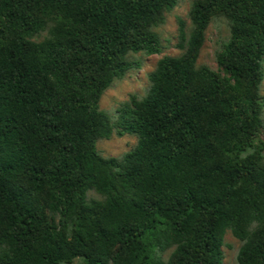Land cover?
<instances>
[{"label":"trees","instance_id":"trees-1","mask_svg":"<svg viewBox=\"0 0 264 264\" xmlns=\"http://www.w3.org/2000/svg\"><path fill=\"white\" fill-rule=\"evenodd\" d=\"M181 1L0 0V264H223L227 234L264 264V0H190L163 54ZM113 133L136 143L102 156Z\"/></svg>","mask_w":264,"mask_h":264},{"label":"rangeland","instance_id":"rangeland-1","mask_svg":"<svg viewBox=\"0 0 264 264\" xmlns=\"http://www.w3.org/2000/svg\"><path fill=\"white\" fill-rule=\"evenodd\" d=\"M189 1L182 0L178 7L167 15L165 23L160 27L162 40L166 44L163 54L175 55L177 53V50L173 46L176 41L177 17H181L186 22L188 21L186 15L189 8ZM224 35L225 31L222 25L215 23L209 27L198 63L207 64L213 68L215 67L213 51L216 47V41H218L220 36L222 37ZM160 56H149L144 60L141 69L133 70L121 80L113 82L105 91L100 101V108L108 112H113L120 103L127 99L129 94L133 93L138 96H143L148 86L147 74L153 69L156 60ZM262 92L264 94V82ZM135 143L136 138L133 135L125 134L123 136H117L113 133L110 139L98 140L96 146L102 156L119 157L130 150ZM238 244L229 234L225 235L224 245L222 247L224 256L223 264H237L235 258Z\"/></svg>","mask_w":264,"mask_h":264}]
</instances>
